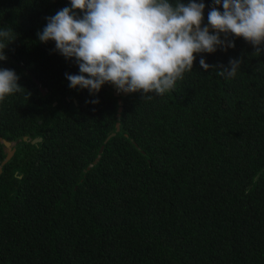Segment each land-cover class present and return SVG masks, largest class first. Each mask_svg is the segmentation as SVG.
Instances as JSON below:
<instances>
[{
  "label": "trees",
  "instance_id": "trees-1",
  "mask_svg": "<svg viewBox=\"0 0 264 264\" xmlns=\"http://www.w3.org/2000/svg\"><path fill=\"white\" fill-rule=\"evenodd\" d=\"M65 6L0 0V68L22 86L0 101V264H264V51L232 36L165 94L120 95L117 117L113 85L70 88L74 59L38 39Z\"/></svg>",
  "mask_w": 264,
  "mask_h": 264
},
{
  "label": "clouds",
  "instance_id": "clouds-1",
  "mask_svg": "<svg viewBox=\"0 0 264 264\" xmlns=\"http://www.w3.org/2000/svg\"><path fill=\"white\" fill-rule=\"evenodd\" d=\"M205 7L203 0H70V7L46 18L37 36L42 43L54 41L56 51L74 59L79 73H65L72 89L94 95L110 84L117 93L163 95L192 70L195 54L234 48L232 36L250 43L253 55L264 51V0H213L207 24ZM0 38V61H6L4 50L16 37L6 28ZM199 63L205 71L216 69L203 57ZM241 63L230 59L218 72L233 77ZM18 80L14 70L0 68V101L22 90Z\"/></svg>",
  "mask_w": 264,
  "mask_h": 264
},
{
  "label": "water",
  "instance_id": "water-1",
  "mask_svg": "<svg viewBox=\"0 0 264 264\" xmlns=\"http://www.w3.org/2000/svg\"><path fill=\"white\" fill-rule=\"evenodd\" d=\"M35 80V82L37 83V84H39V82H38V80L37 79H34ZM114 87V86H113ZM114 89H115V87H114ZM39 90L41 91V93L44 95L45 93H46V91H45V89L42 87V86H39ZM114 95L116 96V97H118V109H117V117H119V115H120V112L122 111V106H121V99L119 98V96L120 95H126L125 93H117V91H116V89H115V91H114ZM119 130V122H116V131H118ZM115 134V132H112V133H110L107 137H106V139L104 140V142H106L107 141V139L108 138H110L111 136H113ZM24 140H27V137H24L23 138ZM38 140H40V138H35V139H33V140H31V142H36V141H38ZM0 141L3 143V145H4V149H5V151H6V156H5V158H4V160L1 162V165H3L7 160H9L10 158H11V156L13 155V153H14V148H13V142H11V141H7V140H5V139H2V138H0ZM102 149H103V145H101V147H100V149H99V153L100 152H102ZM98 160V157H96L95 158V160H94V162H96ZM0 172H1V166H0Z\"/></svg>",
  "mask_w": 264,
  "mask_h": 264
},
{
  "label": "rangeland",
  "instance_id": "rangeland-1",
  "mask_svg": "<svg viewBox=\"0 0 264 264\" xmlns=\"http://www.w3.org/2000/svg\"><path fill=\"white\" fill-rule=\"evenodd\" d=\"M13 144H14V142H13ZM13 144H12V145H13Z\"/></svg>",
  "mask_w": 264,
  "mask_h": 264
},
{
  "label": "flooded vegetation",
  "instance_id": "flooded-vegetation-1",
  "mask_svg": "<svg viewBox=\"0 0 264 264\" xmlns=\"http://www.w3.org/2000/svg\"><path fill=\"white\" fill-rule=\"evenodd\" d=\"M14 145V144H13Z\"/></svg>",
  "mask_w": 264,
  "mask_h": 264
}]
</instances>
